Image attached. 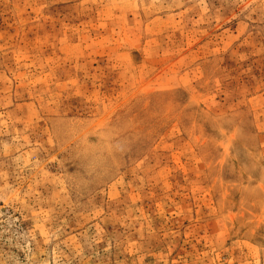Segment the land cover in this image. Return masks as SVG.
I'll use <instances>...</instances> for the list:
<instances>
[{"label":"rangeland","instance_id":"rangeland-1","mask_svg":"<svg viewBox=\"0 0 264 264\" xmlns=\"http://www.w3.org/2000/svg\"><path fill=\"white\" fill-rule=\"evenodd\" d=\"M0 264H264V0H0Z\"/></svg>","mask_w":264,"mask_h":264}]
</instances>
